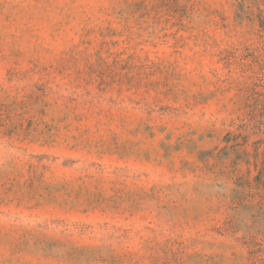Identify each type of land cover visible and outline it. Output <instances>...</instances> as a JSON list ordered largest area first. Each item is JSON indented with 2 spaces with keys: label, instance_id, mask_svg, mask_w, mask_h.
Listing matches in <instances>:
<instances>
[{
  "label": "rangeland",
  "instance_id": "374dc122",
  "mask_svg": "<svg viewBox=\"0 0 264 264\" xmlns=\"http://www.w3.org/2000/svg\"><path fill=\"white\" fill-rule=\"evenodd\" d=\"M0 264H264V0H0Z\"/></svg>",
  "mask_w": 264,
  "mask_h": 264
}]
</instances>
